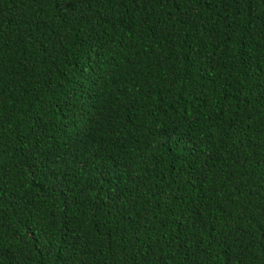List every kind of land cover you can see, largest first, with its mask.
I'll return each mask as SVG.
<instances>
[{"label":"trees","instance_id":"1","mask_svg":"<svg viewBox=\"0 0 264 264\" xmlns=\"http://www.w3.org/2000/svg\"><path fill=\"white\" fill-rule=\"evenodd\" d=\"M0 264H264V0H0Z\"/></svg>","mask_w":264,"mask_h":264}]
</instances>
